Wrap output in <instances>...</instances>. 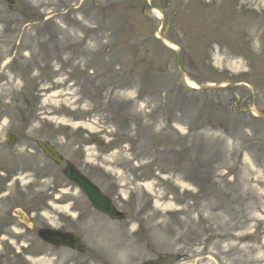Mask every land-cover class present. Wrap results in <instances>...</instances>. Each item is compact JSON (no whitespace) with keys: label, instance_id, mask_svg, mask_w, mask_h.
I'll list each match as a JSON object with an SVG mask.
<instances>
[{"label":"rangeland","instance_id":"374dc122","mask_svg":"<svg viewBox=\"0 0 264 264\" xmlns=\"http://www.w3.org/2000/svg\"><path fill=\"white\" fill-rule=\"evenodd\" d=\"M214 1L193 19L164 9L186 77L257 80L264 107V0ZM157 22L142 0H0V146L15 132L18 170L4 192L64 181L34 145L48 139L125 212L83 224L112 264H264V124L238 113L242 85L184 88Z\"/></svg>","mask_w":264,"mask_h":264},{"label":"flooded vegetation","instance_id":"af4514ba","mask_svg":"<svg viewBox=\"0 0 264 264\" xmlns=\"http://www.w3.org/2000/svg\"><path fill=\"white\" fill-rule=\"evenodd\" d=\"M2 215H3V224H2L0 231L3 233H6L7 235H9L11 233V230L17 231L15 228H17L19 225L16 223L15 219L9 214L8 208H6L4 210ZM60 226H61L60 227L61 230H63V231H74V229H75L74 224L68 223L67 221H62L60 223ZM24 231L25 232H24L23 236L26 238L32 239V240H30V242H28V244H30V254L32 256H35L34 257L35 260L40 258L39 257L40 254H42L46 248H51L50 245L39 240L35 236V230H34V223L33 222H32V227H31L32 235H30V232L26 231V229H24ZM23 236L21 238H23ZM14 242L21 244L20 238L18 236H14ZM77 248H78V244L74 245V247L72 249H68V251L70 252L69 256L64 261H61V264H77V259H78Z\"/></svg>","mask_w":264,"mask_h":264},{"label":"water","instance_id":"95a60500","mask_svg":"<svg viewBox=\"0 0 264 264\" xmlns=\"http://www.w3.org/2000/svg\"><path fill=\"white\" fill-rule=\"evenodd\" d=\"M43 149L46 150V153L50 155L52 158H57L56 154L54 151L45 143H40L39 144ZM65 173L71 177L72 179L76 180L86 191V193L89 195L91 200L100 208L108 211L110 214L113 216L118 217L117 215L107 204V201L97 192V190L92 187L85 179L80 177L72 168H67L65 170Z\"/></svg>","mask_w":264,"mask_h":264},{"label":"bare ground","instance_id":"6f19581e","mask_svg":"<svg viewBox=\"0 0 264 264\" xmlns=\"http://www.w3.org/2000/svg\"><path fill=\"white\" fill-rule=\"evenodd\" d=\"M156 16H157V17L160 16V13H158V11H156ZM171 46H173V45H171ZM188 84H190V85H194L193 82H191V81H188Z\"/></svg>","mask_w":264,"mask_h":264}]
</instances>
